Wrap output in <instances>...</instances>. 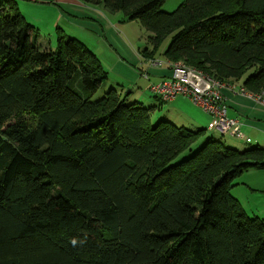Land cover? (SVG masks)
<instances>
[{
    "label": "trees",
    "instance_id": "1",
    "mask_svg": "<svg viewBox=\"0 0 264 264\" xmlns=\"http://www.w3.org/2000/svg\"><path fill=\"white\" fill-rule=\"evenodd\" d=\"M139 22L155 51L264 92V0H80ZM79 41L39 45L0 0V264H264V220L231 194L264 169L244 151L129 102ZM27 115L35 119L31 123Z\"/></svg>",
    "mask_w": 264,
    "mask_h": 264
},
{
    "label": "crops",
    "instance_id": "2",
    "mask_svg": "<svg viewBox=\"0 0 264 264\" xmlns=\"http://www.w3.org/2000/svg\"><path fill=\"white\" fill-rule=\"evenodd\" d=\"M17 3L27 22L36 29L42 48L55 49L59 34H62L91 50L108 73L106 91L114 88L126 95L130 88L128 101L156 107V120L164 119L193 131L205 130L206 139L219 141L227 148L240 151L255 147L264 149V101L238 93L243 88L241 81L229 82L237 91L224 89L223 99L228 117L239 122L250 143L213 129L212 117L190 99L180 96L165 103L152 94L153 85L172 77L170 64L175 62L165 56L169 41L155 51L148 34L141 40L139 48L122 30V23L117 22L118 18L122 19V13L109 14L99 6L87 5L80 0H17ZM152 59L165 64L153 67ZM231 194L249 217L264 220V203L261 201L264 199V169H252L239 175Z\"/></svg>",
    "mask_w": 264,
    "mask_h": 264
},
{
    "label": "built area",
    "instance_id": "3",
    "mask_svg": "<svg viewBox=\"0 0 264 264\" xmlns=\"http://www.w3.org/2000/svg\"><path fill=\"white\" fill-rule=\"evenodd\" d=\"M150 63L153 67L165 64V62L155 59L151 60ZM170 65L172 77L153 85L151 87L153 95L165 103L180 96L188 98L212 117L213 129L224 135L229 134L248 143L251 142L242 133L239 122L228 117V109L224 103L222 91L228 88L233 92L237 91L233 84L214 79L205 72L189 67L182 62H175ZM144 76L147 77V75ZM238 93L264 101V92L252 94L243 87L238 90Z\"/></svg>",
    "mask_w": 264,
    "mask_h": 264
},
{
    "label": "rangeland",
    "instance_id": "4",
    "mask_svg": "<svg viewBox=\"0 0 264 264\" xmlns=\"http://www.w3.org/2000/svg\"><path fill=\"white\" fill-rule=\"evenodd\" d=\"M186 0H167L165 5L163 6V11L166 13H173L174 11H176ZM120 14V13H118ZM123 15V14H120ZM124 15L121 18L117 19L118 23H122V30L129 36V38L131 40H133L137 46L140 48L142 46L141 40L143 38H147L148 37V32L146 30H144V28H142L141 24L139 22H127L125 21ZM143 31V32H142ZM142 32V35L140 34ZM139 35V36H137ZM137 36V38H136ZM139 43V45H138ZM153 60V59H152ZM187 65V64H186ZM190 67V66H189ZM193 68V67H192ZM132 92V90L130 88L127 89L126 91V95L130 96V93ZM107 93L106 91V87L103 90H100L93 98L94 101H97L101 98L104 97V95ZM153 101L158 102L159 105L161 104L160 101H156V99H153ZM163 106H167L168 104H162ZM145 107H149L148 104H145ZM159 116V115H158ZM27 118L30 119L31 123H35V119L33 116L31 115H27ZM155 122H157L160 119L154 118ZM264 203V199L261 200Z\"/></svg>",
    "mask_w": 264,
    "mask_h": 264
}]
</instances>
